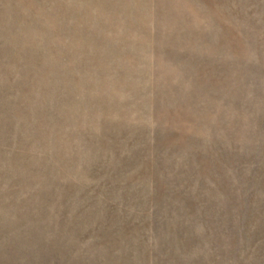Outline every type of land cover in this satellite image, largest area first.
I'll use <instances>...</instances> for the list:
<instances>
[{
	"label": "rangeland",
	"instance_id": "374dc122",
	"mask_svg": "<svg viewBox=\"0 0 264 264\" xmlns=\"http://www.w3.org/2000/svg\"><path fill=\"white\" fill-rule=\"evenodd\" d=\"M0 264H264V0H0Z\"/></svg>",
	"mask_w": 264,
	"mask_h": 264
}]
</instances>
